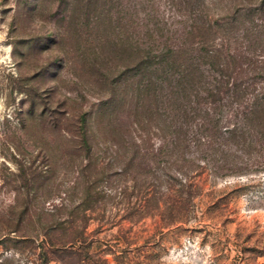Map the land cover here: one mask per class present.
<instances>
[{
	"label": "rangeland",
	"instance_id": "rangeland-1",
	"mask_svg": "<svg viewBox=\"0 0 264 264\" xmlns=\"http://www.w3.org/2000/svg\"><path fill=\"white\" fill-rule=\"evenodd\" d=\"M174 1L0 0L2 264H264V139L237 152L243 173L190 177L200 189L182 221L165 224L156 197L145 205L141 183L159 191L178 184L164 173L197 165L190 145L175 160L156 128L169 118L138 97L129 58L152 43L147 27L165 22L176 42ZM202 8L234 35L252 29L264 66V0ZM79 229L72 249L44 241Z\"/></svg>",
	"mask_w": 264,
	"mask_h": 264
},
{
	"label": "trees",
	"instance_id": "trees-1",
	"mask_svg": "<svg viewBox=\"0 0 264 264\" xmlns=\"http://www.w3.org/2000/svg\"><path fill=\"white\" fill-rule=\"evenodd\" d=\"M174 4L178 18L173 29L179 30L176 42L167 44L171 29L162 22L145 29L150 45H141L136 54H129L132 75L140 78L138 97L150 102L154 96L159 102L157 113L169 118L165 127L156 128L172 134L169 144L175 160L184 159L188 145L194 148L190 160L197 163L195 171L164 173L167 180L176 179L177 185L168 183L158 191L152 177L140 184L145 205L150 196L157 198L156 207L165 224L188 216L200 189L190 177L206 167L218 175L243 173V160L237 152L245 151L248 156L253 137L264 139V66L253 59L254 31L243 26L241 34L234 35L232 24L222 26L223 17L203 12V0H175ZM5 227L7 233L15 226ZM43 235L54 251L72 249L85 239L82 229L65 240ZM48 260L44 256L43 263Z\"/></svg>",
	"mask_w": 264,
	"mask_h": 264
}]
</instances>
